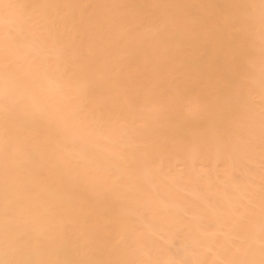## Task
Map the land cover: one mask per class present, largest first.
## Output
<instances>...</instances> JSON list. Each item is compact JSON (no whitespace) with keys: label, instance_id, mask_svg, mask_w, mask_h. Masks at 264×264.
Here are the masks:
<instances>
[{"label":"snow or ice","instance_id":"6c2138e0","mask_svg":"<svg viewBox=\"0 0 264 264\" xmlns=\"http://www.w3.org/2000/svg\"><path fill=\"white\" fill-rule=\"evenodd\" d=\"M0 12V264H264V0ZM173 41L196 56L176 60ZM90 149L100 164L74 167ZM45 164L66 187L26 206ZM186 184L196 203L178 208L164 194Z\"/></svg>","mask_w":264,"mask_h":264},{"label":"bare ground","instance_id":"6f19581e","mask_svg":"<svg viewBox=\"0 0 264 264\" xmlns=\"http://www.w3.org/2000/svg\"><path fill=\"white\" fill-rule=\"evenodd\" d=\"M15 2L28 4V5H38L41 3L48 2V0H15ZM58 2H63V0H58ZM71 2L89 3V4L136 3V4L146 5V4H154V3H160V4H168V3L194 4V3H200V2L223 3L224 0H71ZM153 11L155 15H158V13L155 12V10ZM2 14L3 13L0 12V15ZM249 46L251 48L252 54L254 56V59H255V62L258 68L259 62H260V54H261V36H260L258 22L256 23L253 29L252 35L249 38ZM171 48H172L173 57H175V59L178 61L192 59L197 54L195 45L187 41H173L171 44ZM144 53L145 55H150L151 49L145 48ZM122 63L125 67L126 74L135 73L142 64V58L137 56L134 58L123 59ZM192 70H195L194 67ZM255 91H256V95L258 99L259 98L258 84L256 86ZM95 151H96L95 149H90L89 156L83 159L74 160L73 166L76 168H79L80 170L96 168L100 164V160L99 159L93 160L91 158V153ZM171 163L174 165L175 161L173 160ZM218 167L220 168L221 171H223L225 167H231V162L230 161L228 162L220 161L218 164ZM235 171H236V174L241 177V179H245V177L242 174L241 166L238 165ZM25 181L30 188V191L21 193V197L26 206H29L35 203V201L31 199L34 196H40L44 199H50L54 195V192H53L54 188L63 190L66 187V186L59 185L56 182L55 171L50 170V168L46 164L42 165L41 167H38L31 175L26 176ZM138 183L144 188L152 187L149 184L148 176L138 177ZM106 186L107 187L111 186L110 181H108L107 177L101 176L97 184V190H104ZM196 195H197L196 191L193 189V187L190 184L183 185L179 189H173L170 193L164 194L165 198L170 203L177 205L178 208L182 207L184 204L196 203ZM121 199L122 200L132 199V195L131 194L125 195L122 192ZM31 223L34 226H37V227L40 226V220L38 218L32 220ZM111 227L112 226L109 225V229ZM174 243L175 245H179L182 243V241L180 239H176ZM68 258H73L71 252L68 253ZM208 259L211 260L213 259V257L209 256Z\"/></svg>","mask_w":264,"mask_h":264}]
</instances>
